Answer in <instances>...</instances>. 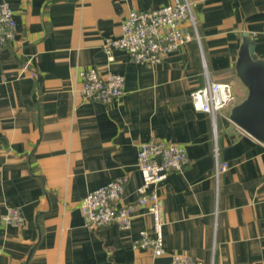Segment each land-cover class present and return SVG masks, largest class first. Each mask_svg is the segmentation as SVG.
Segmentation results:
<instances>
[{
	"label": "crops",
	"instance_id": "1",
	"mask_svg": "<svg viewBox=\"0 0 264 264\" xmlns=\"http://www.w3.org/2000/svg\"><path fill=\"white\" fill-rule=\"evenodd\" d=\"M5 1L17 36L0 45V215L16 208L23 222L0 227V264H167L174 254L264 264V142L229 120L248 95L236 74L244 38L264 60V0H190L198 39L156 64L121 49L109 58L103 45L120 37L130 11L171 0ZM89 68L121 75L123 94L108 105L85 100L78 72ZM207 81L229 83L235 97L215 118L190 100ZM149 141L178 144L189 159L158 187V257L133 247L152 230L144 208L128 230L89 228L79 210L117 177L127 179L120 205L133 203L137 152ZM216 162L227 164L217 176Z\"/></svg>",
	"mask_w": 264,
	"mask_h": 264
},
{
	"label": "built area",
	"instance_id": "2",
	"mask_svg": "<svg viewBox=\"0 0 264 264\" xmlns=\"http://www.w3.org/2000/svg\"><path fill=\"white\" fill-rule=\"evenodd\" d=\"M194 3L190 0H171L168 4L148 10H132L121 25V35L103 45L111 57L114 49L125 50L135 63H159L162 58L178 51L186 42L198 39L192 14ZM188 25L194 33L185 28ZM16 22L7 1L0 3V45L16 40ZM25 69V68H23ZM33 76V73H31ZM81 95L85 100L110 104L123 94L124 78L109 73L100 75L95 68L81 69ZM196 111L215 118L227 107L233 106L235 97L226 82L207 81L190 93ZM189 159L185 149L175 143L149 141L142 143L137 152V168L141 184L136 188L133 203L120 205L126 177H117L87 193L81 200L79 210L89 228L115 224L121 229L131 227L134 214L144 208L152 221L151 233L139 232L134 241L135 249H148L154 257L163 254V206L158 187L174 171H182ZM227 164L216 162L215 175L225 171ZM23 217L19 209L9 208L0 215V227L20 225ZM167 264H204L186 255L174 254Z\"/></svg>",
	"mask_w": 264,
	"mask_h": 264
},
{
	"label": "water",
	"instance_id": "3",
	"mask_svg": "<svg viewBox=\"0 0 264 264\" xmlns=\"http://www.w3.org/2000/svg\"><path fill=\"white\" fill-rule=\"evenodd\" d=\"M236 74L247 87L248 95L234 105L229 113L230 122L260 142H264V60L257 59L252 43L246 37L236 62ZM227 132L231 138L234 126Z\"/></svg>",
	"mask_w": 264,
	"mask_h": 264
}]
</instances>
